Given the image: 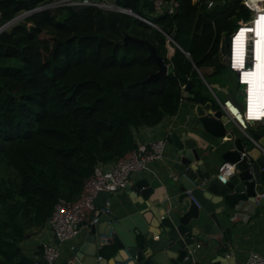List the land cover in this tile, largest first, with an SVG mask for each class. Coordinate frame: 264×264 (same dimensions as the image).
<instances>
[{"label":"trees","instance_id":"16d2710c","mask_svg":"<svg viewBox=\"0 0 264 264\" xmlns=\"http://www.w3.org/2000/svg\"><path fill=\"white\" fill-rule=\"evenodd\" d=\"M51 1L0 0V26ZM101 1L35 12L0 33V264H33L23 238L98 164L133 149L140 127L175 115L182 86L212 104L195 83L227 69L219 47L250 19L242 0H177L171 15L154 13L152 0H106L137 16ZM147 43L168 67L150 82L159 66Z\"/></svg>","mask_w":264,"mask_h":264},{"label":"water","instance_id":"95a60500","mask_svg":"<svg viewBox=\"0 0 264 264\" xmlns=\"http://www.w3.org/2000/svg\"><path fill=\"white\" fill-rule=\"evenodd\" d=\"M48 5L20 13L0 26V33L32 13L48 9ZM114 7L110 10L137 16L127 9ZM167 37L178 47L172 37ZM128 40L145 42L125 36L124 43ZM147 46L149 57L159 66V70L147 78L146 82H150L165 75L168 67L155 48L148 43ZM228 46L227 41L225 48ZM201 81L207 87L219 88L218 84H209L204 78ZM188 91L189 85L183 90L184 99L180 103L185 121L166 136V142L173 148L170 178L179 186L176 199L169 206L166 203V209L160 206L147 223H137L139 231L134 238L128 220L112 213L101 215L75 249L76 259L71 264H220V260L213 261L198 252L197 240L220 234L219 214L228 217L230 208L239 203L264 204V195L258 198L264 193V125L244 133L222 109L214 111L210 102L202 105L186 101L193 97ZM227 97L241 109L242 104L232 93L227 92ZM246 134L255 143L250 142ZM223 163L234 165L232 170L229 168L231 172L220 170ZM124 189L133 192L135 197L139 191L144 202L156 188L143 177ZM110 196L107 191H98L94 203L101 206ZM98 233L105 238L98 237ZM102 248L105 254H111L110 259L98 256Z\"/></svg>","mask_w":264,"mask_h":264},{"label":"crops","instance_id":"0c3cea01","mask_svg":"<svg viewBox=\"0 0 264 264\" xmlns=\"http://www.w3.org/2000/svg\"><path fill=\"white\" fill-rule=\"evenodd\" d=\"M227 70L230 72L228 68ZM209 72H211V69L207 70V73ZM236 83V78H234L235 90ZM218 86L217 91H222L224 94L221 100L226 99L227 92L230 93L228 86ZM186 101L192 102L189 99H186ZM212 109L215 111L218 108L212 106ZM184 121L185 112L179 107L175 115L165 117L159 124L151 127H140L135 132V142L136 144L147 142L151 138L166 140L167 134L181 126ZM257 125L261 124L256 123L248 129L253 130ZM172 155L173 148L166 142L164 157L161 160L152 162L150 170L136 172L131 175L130 184L145 177L155 186V192L148 200L141 202L139 191H137V197H135L133 192L129 193L125 189L112 193L107 200L113 215L128 220L130 234L133 238L137 237L139 231L137 223L145 224L153 219V213H157L160 206L164 205L166 209V203L169 206V203H172L179 194V186L174 184L170 178L173 173L170 168ZM109 167L104 166V168ZM208 168L212 169L213 167L209 166ZM219 218L222 225L220 234L208 235L197 240L198 252L206 254L213 261L220 260V264H244L250 252L264 255V204L256 205V203L241 202L234 208H230L228 217L219 214ZM89 229L67 242L58 243L51 230L44 225L40 230L26 235L19 244L24 254L33 259L36 257L41 258L40 249L43 243L58 244L60 250L58 264H71L72 260L76 259L75 249L83 243V238ZM98 237L105 238L101 233H98ZM104 250V248L99 250L98 256H105L110 259L111 254H105Z\"/></svg>","mask_w":264,"mask_h":264},{"label":"built area","instance_id":"2783aa9c","mask_svg":"<svg viewBox=\"0 0 264 264\" xmlns=\"http://www.w3.org/2000/svg\"><path fill=\"white\" fill-rule=\"evenodd\" d=\"M153 10L156 14H174L178 7L179 2L177 0H152ZM258 3H262V7H258ZM213 2H208V7L212 6ZM242 4L247 8L250 14V19L247 21L239 20L237 27L230 34L228 42V48H225V43L222 42L219 47V54L222 62L227 68L235 75L237 86H243L244 101L241 109L230 98L221 100L217 96V89L214 90L208 86L212 96L214 97L218 109H222L229 118H231L242 131L246 132L248 128L256 123L264 124V112L259 116L250 115L249 110V98L247 93L248 85L244 84L241 79L243 72L250 70L252 66L253 58V39L255 38V32H247V40L245 46L244 58L237 57L235 55V37L242 26L248 25L249 29L253 28L251 25L256 21L257 16L264 15V0H242ZM149 22V21H147ZM150 23V22H149ZM188 56L187 53H185ZM243 60V61H240ZM197 72L200 74L198 69ZM200 77L203 78L200 74ZM189 79V77H188ZM185 88V85L182 86ZM238 101L235 94H233ZM239 102V101H238ZM250 142L255 141L246 134ZM166 149V140L162 138H151L147 142H138L135 147L117 158L115 161L98 164L93 173L87 177L82 185V189L79 194L71 199L58 200L50 216L45 222L58 243L67 242L80 234L81 232L88 230L92 225L99 221V218L103 214L111 213L109 204L106 201L105 204L97 206L94 203V198L98 191H107L112 194L117 190L124 189L130 184V177L132 174L144 170H150V164L152 162L161 160L164 157ZM104 166H110L104 168ZM227 166L228 169H225ZM234 165L229 163L221 164L220 170H226L227 173ZM230 168V169H229ZM232 170V169H231ZM189 192V191H188ZM264 193L259 194L258 198L262 197ZM41 258H34L33 264H58V258L60 256V250L58 244L43 243L41 245ZM244 264H264V255L257 252H250Z\"/></svg>","mask_w":264,"mask_h":264},{"label":"bare ground","instance_id":"6f19581e","mask_svg":"<svg viewBox=\"0 0 264 264\" xmlns=\"http://www.w3.org/2000/svg\"><path fill=\"white\" fill-rule=\"evenodd\" d=\"M258 7H262V3H258ZM262 17L264 15L257 16L256 21L251 25L253 28L249 29L248 25L242 26L234 41L235 55L244 58L247 32H255V38L253 39L254 60L250 70L243 72L241 75L242 82L248 85L246 91L249 98L250 115L255 116H259L264 112V19H261ZM249 71L253 73L252 76L246 75Z\"/></svg>","mask_w":264,"mask_h":264},{"label":"rangeland","instance_id":"374dc122","mask_svg":"<svg viewBox=\"0 0 264 264\" xmlns=\"http://www.w3.org/2000/svg\"><path fill=\"white\" fill-rule=\"evenodd\" d=\"M86 2L91 3L92 0H53L50 3H48V9L50 10H54L57 7H61L63 5L66 4H72L75 6H79L82 4H85ZM96 3V2H95ZM97 5H100L102 8L104 9H115V5L112 1H106V0H102L101 2H97ZM43 6V5H41ZM40 7V6H39ZM40 12V11H39ZM46 35L44 34L43 37H45ZM234 78L235 75L231 74L227 69L225 70H221L220 72L214 74V75H207L206 74V79H207V83L209 84H218L220 85V87H226L228 86L229 92L233 93L236 95L237 99L239 102H243L244 101V92H243V86L240 87V90H235L234 89ZM201 84V85H200ZM200 84L195 83V87H194V91L197 92V94H200L202 96L207 97L209 100H211L212 102V106L216 107V101L214 100L211 92L209 91V89L207 88V86L203 83ZM214 90H216V88H213ZM217 95L220 99H222L224 97V94L222 91H216ZM250 129H248L249 131Z\"/></svg>","mask_w":264,"mask_h":264},{"label":"snow or ice","instance_id":"6c2138e0","mask_svg":"<svg viewBox=\"0 0 264 264\" xmlns=\"http://www.w3.org/2000/svg\"><path fill=\"white\" fill-rule=\"evenodd\" d=\"M261 19H264V17H262ZM242 32H243V30H242ZM246 75H248V76H252L253 73H252L251 71H249L248 73H246Z\"/></svg>","mask_w":264,"mask_h":264}]
</instances>
